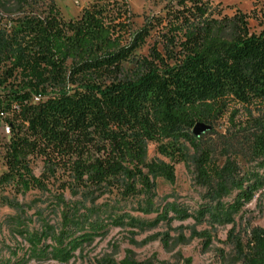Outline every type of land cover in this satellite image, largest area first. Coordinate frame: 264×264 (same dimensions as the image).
Returning a JSON list of instances; mask_svg holds the SVG:
<instances>
[{"label":"trees","instance_id":"trees-1","mask_svg":"<svg viewBox=\"0 0 264 264\" xmlns=\"http://www.w3.org/2000/svg\"><path fill=\"white\" fill-rule=\"evenodd\" d=\"M26 1L0 0V120L9 130L0 190L44 192L59 180L74 197L57 194L59 225L30 232L28 252L66 262L112 226L192 216L231 224L240 264H264V228H252L243 242L231 215L264 186V25L250 31L246 12L228 14L216 0H167L139 26L125 0H93L69 19L53 3L42 16L5 19L22 11L8 5ZM144 45L146 53H137ZM239 111L259 117L251 145L257 167L241 174L228 160L210 168L202 151L193 161L207 188L204 202L192 212L154 206V180H173L174 164L186 159L188 145L196 147L193 126ZM150 143L169 161H149ZM36 157L39 175L31 167ZM128 201L136 207L121 205ZM0 202L18 208L4 195Z\"/></svg>","mask_w":264,"mask_h":264},{"label":"rangeland","instance_id":"rangeland-1","mask_svg":"<svg viewBox=\"0 0 264 264\" xmlns=\"http://www.w3.org/2000/svg\"><path fill=\"white\" fill-rule=\"evenodd\" d=\"M128 10L134 13L136 26L142 23L144 15L159 12L167 0H125ZM225 12L233 13L240 9L248 14V26L252 32H258L264 25V0H216ZM87 0H27L21 7L10 4L7 7L16 11L4 15L5 19L22 14L39 15L46 13L53 3L65 19L75 18L85 7ZM150 42V40H148ZM147 45L137 53H146ZM259 117L239 111L233 117H224L210 125V129L195 137L196 147L188 145V154L184 161L174 164L173 180L158 176L155 180L154 206L172 203L174 206L197 210L204 202L207 188L198 180V169L193 159L202 151L208 153L210 168H220L226 161H233L238 171H253L258 160L253 159L251 145L254 134L258 131ZM6 130L0 120V170L2 144L6 140ZM148 160L169 161L159 154L156 144L148 145ZM35 175L43 169L42 161L36 157L31 162ZM264 168L259 169L263 173ZM50 182L53 178L49 179ZM62 182L49 183V191L30 189L26 193H17L13 188L0 190V196H6L18 208L0 202V264H124L129 261L143 264H240L235 256V249L230 237L231 224L211 226L196 220L192 216L174 219L170 224L158 221L152 227L136 228L129 225L112 226L104 236L84 241L66 262L50 256L38 258L28 252L27 236L41 228H56L60 222L59 201L57 194L62 193L65 200H74L67 188H61ZM230 202L232 196L221 198ZM100 201V200H99ZM127 210L136 207V201L123 202ZM172 214V213H170ZM141 219L151 220L155 214L133 212ZM235 222L234 233H239L243 242L249 237L254 227L264 228V186L258 189L252 200L232 213ZM134 232V233H131ZM209 236V237H207ZM50 241L46 239L45 244ZM190 260V263L187 262Z\"/></svg>","mask_w":264,"mask_h":264},{"label":"water","instance_id":"water-1","mask_svg":"<svg viewBox=\"0 0 264 264\" xmlns=\"http://www.w3.org/2000/svg\"><path fill=\"white\" fill-rule=\"evenodd\" d=\"M210 129V125L203 123V122H197L193 128H192V134L195 137L200 136L203 132H205L206 130Z\"/></svg>","mask_w":264,"mask_h":264},{"label":"built area","instance_id":"built-area-1","mask_svg":"<svg viewBox=\"0 0 264 264\" xmlns=\"http://www.w3.org/2000/svg\"><path fill=\"white\" fill-rule=\"evenodd\" d=\"M87 1H93V0H87ZM34 100L37 101L38 97H34ZM4 130H6L5 134H8L9 132L8 127H4Z\"/></svg>","mask_w":264,"mask_h":264}]
</instances>
